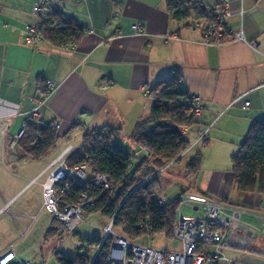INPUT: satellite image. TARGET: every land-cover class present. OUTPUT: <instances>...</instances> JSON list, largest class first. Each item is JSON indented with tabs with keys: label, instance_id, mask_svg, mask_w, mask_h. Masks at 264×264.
Segmentation results:
<instances>
[{
	"label": "crops",
	"instance_id": "0c3cea01",
	"mask_svg": "<svg viewBox=\"0 0 264 264\" xmlns=\"http://www.w3.org/2000/svg\"><path fill=\"white\" fill-rule=\"evenodd\" d=\"M36 1L0 0V208L9 203V212H5L23 224L25 231L18 228L21 235L25 232L24 237L43 216L38 224L41 239L31 243V249L39 248L33 250V260L44 251L41 244L48 240L46 231L54 216L44 214V199L37 207L15 205L29 184L51 169L41 183L43 193L54 169L51 163L68 146L75 148L72 140L83 139L89 129H121L119 146L138 150L131 135L136 124L150 114L153 99L149 90L157 80L177 70L184 89L202 99L204 111L198 120L207 133V145L203 146L197 126L186 128L190 146L180 160L190 153L189 161L199 152L204 156L197 171L185 170L192 184L186 185L181 195H205L240 210L251 250L225 248V256L236 264H264V194L239 191L231 168V157L251 123L264 119V0L230 3V24L242 29L248 40H255L257 50L229 36L218 44L205 43L204 28L223 0H201L200 8L187 10L186 20L173 17L167 0H50V6L77 20L83 38L66 47L47 40L32 45L27 41V27L37 20L31 11ZM135 23L144 28L142 33L133 31ZM169 33H176L177 38L167 39ZM46 78L55 81V88L41 108L39 124L57 122L59 138L52 152L36 161V168H41L29 179L25 163L33 159L11 143L29 114L30 98L43 95ZM246 100L248 106H244ZM1 218L3 254L12 250L20 237L16 228L12 232L7 218Z\"/></svg>",
	"mask_w": 264,
	"mask_h": 264
},
{
	"label": "trees",
	"instance_id": "16d2710c",
	"mask_svg": "<svg viewBox=\"0 0 264 264\" xmlns=\"http://www.w3.org/2000/svg\"><path fill=\"white\" fill-rule=\"evenodd\" d=\"M201 0H167V9L177 20H186L187 10L200 8ZM47 16L39 17L43 40L59 47L76 44L83 38V29L77 20L60 9L50 6ZM182 74L175 70L155 82L149 90L153 99L149 116L136 124L131 138L148 150L134 163L128 152L118 144L120 130L109 126L87 130L81 144L67 157L74 167L85 164L95 172L105 173L112 180V188L104 189L93 179L71 182L69 195L62 200L75 203L80 194L86 192L95 200V205L85 206L84 213L99 211L113 220V230L133 241L146 235L164 233L172 236L177 223L180 196L173 202L162 203L156 196L160 188V175L174 162L181 159L190 146L182 128L199 124L194 114L192 96L182 86ZM40 117L27 126L18 140L22 153L34 160L47 156L55 148L56 129L51 125H40ZM206 137L199 139L206 146ZM196 155V154H195ZM202 153L190 159L187 170L195 172L202 163ZM234 182L239 191L258 190L264 194V119L254 120L239 143L238 151L231 157ZM140 225H143L142 227ZM63 223L53 217L46 231V238L64 231ZM110 236L94 235L85 239V250L74 257L55 254L59 264H111ZM215 264V263H214Z\"/></svg>",
	"mask_w": 264,
	"mask_h": 264
},
{
	"label": "built area",
	"instance_id": "2783aa9c",
	"mask_svg": "<svg viewBox=\"0 0 264 264\" xmlns=\"http://www.w3.org/2000/svg\"><path fill=\"white\" fill-rule=\"evenodd\" d=\"M232 0H223L221 5L212 13L208 25L204 28L203 37L205 43L218 44L229 36L232 41H241L248 44L252 49L257 50L258 44L255 40H248L246 33L242 29H235L230 24L232 9L230 6ZM50 10V0H38L32 3L31 11L36 16V21L27 27V41L32 45H37L43 41V35L40 33L39 17L47 16ZM243 9L240 10L243 13ZM135 33H142L143 29L138 23L133 24ZM168 38H177L176 33L167 34ZM45 90L40 97H31L32 103L29 114L20 125L16 136L12 141V146H16L18 140L25 133L27 126L32 124L41 116V108L55 88V81L50 78L44 80ZM192 96V107L194 114L198 117L204 111L201 98ZM250 101L244 102L248 106ZM58 127L57 122L50 124ZM199 139L206 137V132L201 129V124H197ZM0 132H2L0 130ZM183 135L187 133L186 128L180 130ZM73 146H68L51 163L54 166L53 172L47 183L43 186V197L45 209L54 217L58 218L68 231H75L78 225L85 220L83 218L84 207L94 206L95 200L90 198L86 192L80 194L75 203H66L62 200L64 195H69L71 182H83L86 179H93L98 186L104 189L112 188V180L105 173L95 172L89 169L85 164L79 166H70L67 163V157L74 151ZM131 159L136 156L141 157V153L148 154V150L141 144L138 150L126 149ZM180 204L192 205L194 209H199V205L204 212L202 216H190L182 213L181 205L179 207V217L177 223L172 228V236L181 241L180 251L159 250L145 245L136 244L125 238L112 228L113 220L104 228L103 240L111 237V264L113 260H120L123 264H214L224 260L227 264H236V261L225 256V248L237 249L248 252L251 250V239L248 228L241 221V211L235 209L224 202L214 201L209 197L197 193L187 192L180 196ZM164 198L160 199L162 203ZM9 203L0 208V215L8 211ZM262 225L264 226V217ZM141 227L143 225H140ZM256 250V249H254ZM3 255V256H2ZM0 255V264H6L16 258L12 250ZM12 264H31L18 260Z\"/></svg>",
	"mask_w": 264,
	"mask_h": 264
},
{
	"label": "rangeland",
	"instance_id": "374dc122",
	"mask_svg": "<svg viewBox=\"0 0 264 264\" xmlns=\"http://www.w3.org/2000/svg\"><path fill=\"white\" fill-rule=\"evenodd\" d=\"M72 143L75 146L74 149H76L81 144V139H79V137L75 138L72 140ZM140 155H142V153ZM54 156H52L51 159ZM189 156H192V153L188 154L187 156H184V158L179 162L171 164V166L167 167L159 177L160 188L156 190V196L160 198L163 197L164 199H166L165 200L166 203L175 201L179 196H181V193L183 192V188L186 185L192 184L191 180L188 179V177L185 175L186 174L185 170H187L186 168L188 167L187 164L189 162L188 160ZM137 158L138 156H136L133 159L134 163H136ZM36 161L37 160L33 159V160H28V162L25 163V166L27 167L30 173L29 179L35 178L41 168V167H38V169L36 168L38 165ZM14 170L15 169H12L11 172H14ZM50 170L51 169H49V172ZM87 172L89 171L87 170ZM47 173L41 177L40 176L37 177V179H35V182L31 184H29V182L27 181V184H29L30 188L28 191H26V193H24L20 197V199L16 202L15 205L24 204L30 207L39 206L40 201L44 199V197L42 196L43 193L41 190V183L46 177ZM184 193L186 194L187 192ZM15 205L12 207V211H14ZM180 205L181 207L180 206L179 207L181 208L182 213L185 215L202 216L204 213L200 205H199V209L196 210L192 205L185 204L183 202ZM179 207L177 210V217H179V212H180ZM43 208H44V214H47L49 217H52L51 214L45 209V207ZM8 212H4L1 215L2 218L1 217L0 218L1 219H3V217L7 218L8 216L6 215H9L11 218L10 219L7 218L8 222L6 223L11 226L12 232H13V227L14 229L16 228L17 230L16 235L17 237H20L18 243L15 244V246L12 248V251L16 256V258L14 259L20 260L18 258H21L25 260V262H29L28 260H30L32 264H59L55 256V254L57 253L59 255L64 254L70 257H74L78 252L80 253L85 250L83 245H85L86 238H91L94 235L104 236V231H105L104 228L108 226L111 221V219L108 216L103 215L99 211L92 213L85 212L83 214V218H85V220L78 225V227L76 228L77 230L68 231L66 228L64 231H62V233L46 240L45 244L44 243L41 244V250H44L41 252L43 253H40L37 256V258L33 260V256L35 254L33 250L36 251V249L38 250L39 248L35 247V249H31V243L34 244L32 239L35 238H37L38 240L41 239V233H40L41 231H38L39 228L38 224L42 222L43 216L38 217V223L35 224V228H33L29 232V234H27L24 237L25 232L24 234L21 235L19 231V228H21L22 231H25L23 224L17 221L15 216L13 219L11 216L12 214ZM34 212L36 214L37 210ZM116 232L119 233L121 231L116 230ZM26 240L27 242L25 243ZM133 242H135L136 244L145 245L155 249L168 250V251H180L182 247L180 240L176 239L173 236H167L164 233L146 235L139 239L133 240ZM14 259L10 260L6 264H12L13 261H15ZM112 264H123V262L120 260L112 259Z\"/></svg>",
	"mask_w": 264,
	"mask_h": 264
}]
</instances>
